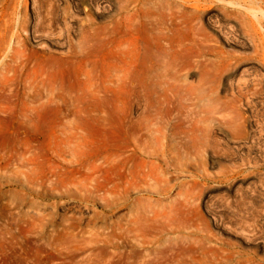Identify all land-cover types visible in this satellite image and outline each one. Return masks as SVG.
<instances>
[{
  "label": "rangeland",
  "instance_id": "obj_1",
  "mask_svg": "<svg viewBox=\"0 0 264 264\" xmlns=\"http://www.w3.org/2000/svg\"><path fill=\"white\" fill-rule=\"evenodd\" d=\"M67 1L81 16L70 24L80 46L85 13ZM67 1L0 0V29L11 26L8 39L14 41L20 19L34 31L41 12L63 10ZM98 2H92L94 23L105 26L115 13L105 0ZM229 4L203 15L209 41L201 58L189 31L181 35L193 48L181 60L172 63L170 51L158 57L138 103L125 106L117 88L86 89L76 69L58 67L54 72L74 79L83 98L61 104L62 112L90 118L0 119V264H264V0L247 8ZM217 9L241 11L235 17L242 21L226 20ZM55 29L53 39L29 38L43 63L67 52ZM226 53L243 56L232 72L221 68ZM108 59L102 54L94 73L101 83L114 73ZM18 88L9 90L22 96L24 86ZM9 90L0 94L1 108L19 104L18 96L8 99Z\"/></svg>",
  "mask_w": 264,
  "mask_h": 264
},
{
  "label": "bare ground",
  "instance_id": "obj_2",
  "mask_svg": "<svg viewBox=\"0 0 264 264\" xmlns=\"http://www.w3.org/2000/svg\"><path fill=\"white\" fill-rule=\"evenodd\" d=\"M5 1H8V0H5ZM98 1L99 0H75L77 12H80L83 9L85 13V18L82 21L80 20L81 16H79L80 13L78 14V16H76V11H73L72 9L73 5L70 3V1L66 2L67 6L64 7L63 10L60 9L61 8L60 6H59L60 8L59 7L54 8L51 6L50 8L52 9H50L46 13V15L45 13H43L44 15H41L42 12L40 13V15L38 14L41 24H38L34 31H30V27H29L30 25L29 26L27 25V22L25 20L26 18L20 19V23L17 26L18 31L16 30L17 33L15 32L16 34L11 36L12 37L11 39L14 41H10L9 40L10 37L8 39L9 32L11 33L12 31L11 26L10 27L7 26L5 29L2 27L1 29H4V30L0 29V78H1L0 94L3 93L2 91H4L5 93L7 91L8 93L9 88L12 90V88H18L20 85L24 86V89H25V92H23L22 96L18 94L19 93L18 90H17V93L15 92L16 95L13 94L14 92L11 93L14 89L12 91L9 90V94H8L9 100L15 96H18L19 104L23 105L24 110L21 112L16 111L15 108L19 105L18 103H15L16 100L15 99H14L15 101L7 100L9 101L10 106L7 108L0 107V119L22 120V121H25L26 124H28L27 122L31 123V122H35L39 120H52V121H55L56 123H63L65 121L76 122L82 119L85 120L86 118L87 119L90 118V116L87 113L83 114V111L77 112V113H69V114H65L62 112L63 108L61 107V104L66 105V106H68L70 103L80 104L81 102L79 101L83 98H81V96L79 98L76 96V92L74 90V87L72 86V82H70L71 80H74V79L70 80L68 78L70 81L68 80L69 82H67L66 80L67 76L65 77L66 78L65 79L64 77H59V75L56 72H54V70L57 69L58 67H62V68L66 67V68H69L70 70L71 68L76 69L77 79L79 80V81L77 80V82H80V84L84 86V88L86 89H90L89 87H92V88L95 87L94 92H102L103 90L102 88L104 87L106 91H113L114 89L117 88L121 94V99L125 106H130L134 103H138L140 100V97H142L141 96L142 90L145 87H147V84H148L147 80H149L148 75L155 71L157 63L160 62L158 60L159 58H161L160 56L162 55L167 56L170 51L171 54H169V56L171 55V57L169 56L167 57H169L170 60L172 59V63H176L177 61H179L180 56H182V53L187 52L189 48L192 49L193 46H194V49L198 50V52H195V53H198L197 54L199 55L198 57L201 58V56L204 55L203 50L208 47L207 46L208 44L206 45L205 43L209 41V35H208V32L206 31H209V30L208 29L206 30V28L204 27L206 25L202 24L201 22L203 15L206 16L207 13L212 14L215 8H218L219 6H220L219 8H221V5L224 6V3H227V4L230 3L229 4L230 6L232 3L235 6H237V8L238 6H240L241 8L242 7L247 8L248 5L255 4L257 0H105L107 4L110 5V12L113 13L114 11L115 13L113 16H110L105 26L96 25V23H94L95 20L93 17L95 14L94 13L95 10L93 9L92 2L99 3ZM227 6L225 8L223 7L224 8L223 11H225V9L228 8ZM254 6L255 5H253V7ZM250 8H252V6H250ZM250 8L246 10H249ZM217 10H220V9H217ZM231 10L229 11V12H232L231 14H228L227 11L226 13L222 12V9L219 12L221 14L223 13L224 15L227 14V16L226 15L223 16L225 17L226 20H231L235 18L234 20L236 21L237 20L242 21V19H239L241 17L240 15H239L240 16L239 18L235 17V16H238L237 14H241L240 13L241 11L240 12L237 11V13H234V15H232L233 12H236V11H233V10L231 11ZM1 11L2 10H0V12ZM8 11L9 10H7V14L9 16ZM61 11H62V15H61ZM188 11H191V14L188 15ZM4 14L5 13H3V15ZM254 15L256 18H258L255 13ZM77 17L80 18L78 22L81 21L79 23L80 24L79 31L81 34L80 35L81 37L79 39L80 41L79 44H81L80 46L76 45L77 43L75 44L72 38L73 36L72 26H70L71 22L73 20H76ZM216 19H218L219 21L218 23L220 24L221 19L218 15L216 16ZM62 25H65L64 28H61ZM56 27H59V30H60L59 37L63 38L64 41H66L65 44L68 45L67 52L65 54L61 53L62 55L59 57L58 55L54 56L55 53L53 55L51 54L50 59H49L50 63L49 62L46 63V61L43 63L40 60L41 58L39 59L38 53L33 52L34 50L33 51L31 50L29 38L30 36L35 35V38L40 39V41L46 38L53 39L57 35L56 29H55ZM23 31L29 35L26 36V34L25 35L22 34ZM184 31H185V34H186V31L192 32L194 36L193 42H192V45H193L192 48L190 47L191 45L189 46L190 43L189 44L187 43L189 41H186L187 37H186V40L184 39L185 37L182 38V35H184L182 33ZM214 39L212 40L214 41ZM218 46L217 48H215L216 51L219 49ZM256 48H257L256 52H260L258 51V49L260 48V45L257 46ZM215 50L213 48L212 52ZM219 51L221 50L219 49ZM56 52L58 53L59 49ZM222 52L225 53L224 50H222ZM104 53H107V55L110 56L111 60L108 59L109 61L108 65L111 69H113L114 73L110 74L111 76L109 77L108 80L106 81L102 80L103 81L102 82L103 85H102V83L99 81L101 79L100 78L98 79L99 76L98 77L95 76L96 74L94 73L97 70L98 61L101 55ZM185 54L186 53H184V57H185ZM233 54H228L227 56L223 55V57H221L223 58L221 68L226 67V69H228L232 67L235 63L239 62L240 57H243V56L238 57L237 56L238 53L237 55L235 54L236 56ZM190 55L188 56L189 58H190ZM197 55L195 54L194 56H197ZM166 56H164L165 59H166ZM188 57H185V58L187 59ZM191 58L194 59L193 55L191 56ZM202 61H203V58L201 59V62ZM212 61L210 60V64L212 63ZM243 62L244 60L241 61V63ZM168 63H171V62L166 61V64ZM189 63H187L186 65H190L191 67L193 66V68L196 69L195 66L197 65H191V63L190 64ZM216 63L214 60L213 64H216ZM170 65L168 67H170ZM237 66L235 67L236 69H238V67L241 65H239L238 67ZM185 67L186 66L184 65V69ZM215 67L216 66H214V69H216L218 66L216 68ZM177 68L179 69L178 66ZM181 68L183 67L181 66ZM221 68L219 69L222 71ZM172 69H173V66H172ZM220 70L216 69L215 73H217L216 71L220 72ZM59 72H62V71H59ZM174 72L175 73L173 75L176 74L175 76H177V72L175 70ZM189 72H191L190 69H189ZM229 72H232L231 68ZM184 73H187V71L186 72L184 71ZM178 75H179V70H178ZM69 77H70V74H69ZM153 80L154 79H152L151 82ZM73 85L75 86L76 84L74 83ZM78 85H76V89ZM147 88L145 89L147 90ZM145 89H144V92H145ZM84 90H83V93L87 91V90L86 91ZM27 91L31 92V94H29ZM89 92H90L89 96L91 97V94H93V91L90 90ZM10 93L13 95H10ZM86 93L89 94L88 92ZM166 94L167 93H165V97H167ZM85 96H88V95H85ZM150 100L152 99L150 98ZM163 100H167V98ZM155 102L159 103L160 101L158 99ZM158 105L161 106V104H158ZM45 109L50 110V114L48 115L43 114ZM129 115L123 117V120L128 121ZM34 174H36L35 171H32L29 176L30 181L32 182L36 181L35 177H33ZM31 206H36V204L31 203ZM7 236L8 235H6V237Z\"/></svg>",
  "mask_w": 264,
  "mask_h": 264
}]
</instances>
